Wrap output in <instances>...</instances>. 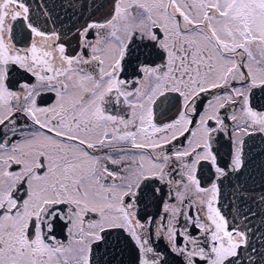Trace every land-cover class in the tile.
Returning a JSON list of instances; mask_svg holds the SVG:
<instances>
[{"label":"snow or ice","instance_id":"obj_1","mask_svg":"<svg viewBox=\"0 0 264 264\" xmlns=\"http://www.w3.org/2000/svg\"><path fill=\"white\" fill-rule=\"evenodd\" d=\"M56 6L0 0V264H264V0Z\"/></svg>","mask_w":264,"mask_h":264},{"label":"water","instance_id":"obj_2","mask_svg":"<svg viewBox=\"0 0 264 264\" xmlns=\"http://www.w3.org/2000/svg\"><path fill=\"white\" fill-rule=\"evenodd\" d=\"M30 2L33 3V7L35 9V5L38 2V0H30ZM48 5L51 7L53 4L57 5L55 8L52 9V15L54 17L59 16L63 18L64 20H67V17L72 14L73 9H66V8H61L59 5L61 3H67V0H47ZM80 4H91L92 0H79ZM38 10V9H35ZM77 12V15L79 14V8L75 10ZM88 12H91L92 9H88ZM105 10L101 9L100 12H96L97 18L99 16H102ZM87 14V13H86ZM248 147L251 149L253 155H258L262 151H264V140H262L261 136L257 134L256 136L250 138L249 145ZM258 224L259 222L256 221ZM254 243L257 245V248L259 249L261 246L262 241L259 239L254 238Z\"/></svg>","mask_w":264,"mask_h":264},{"label":"flooded vegetation","instance_id":"obj_3","mask_svg":"<svg viewBox=\"0 0 264 264\" xmlns=\"http://www.w3.org/2000/svg\"><path fill=\"white\" fill-rule=\"evenodd\" d=\"M100 17H101V16H99V18H100ZM255 136H256V135H255ZM224 143L227 144V140H225ZM225 150H227V149H225Z\"/></svg>","mask_w":264,"mask_h":264}]
</instances>
